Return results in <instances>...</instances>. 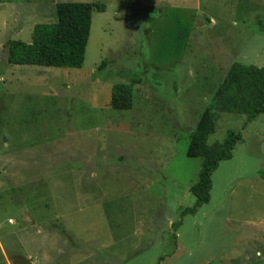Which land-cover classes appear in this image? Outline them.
<instances>
[{
    "label": "rangeland",
    "instance_id": "1",
    "mask_svg": "<svg viewBox=\"0 0 264 264\" xmlns=\"http://www.w3.org/2000/svg\"><path fill=\"white\" fill-rule=\"evenodd\" d=\"M60 2L107 7L83 68L9 64ZM234 63L264 67V0H0V264H264V114L219 115L209 143L243 140L182 216L190 135Z\"/></svg>",
    "mask_w": 264,
    "mask_h": 264
},
{
    "label": "trees",
    "instance_id": "2",
    "mask_svg": "<svg viewBox=\"0 0 264 264\" xmlns=\"http://www.w3.org/2000/svg\"><path fill=\"white\" fill-rule=\"evenodd\" d=\"M95 10L106 12L107 7L100 3H58L55 7L56 22L37 24L31 43L15 40L6 43L8 63L83 68ZM133 105V85H115L111 107L117 111H129ZM225 113L246 116L245 125L264 114V67L234 63L192 131L187 156L202 159V166L199 179L191 188L196 205L183 211L182 216L195 214L198 208L210 203L213 174L222 162L233 158L237 145L243 140L241 131L230 130L223 142L209 143L210 137L216 132L219 115ZM180 225L181 222H178L173 227L178 228Z\"/></svg>",
    "mask_w": 264,
    "mask_h": 264
},
{
    "label": "water",
    "instance_id": "3",
    "mask_svg": "<svg viewBox=\"0 0 264 264\" xmlns=\"http://www.w3.org/2000/svg\"><path fill=\"white\" fill-rule=\"evenodd\" d=\"M15 264H32L29 260L23 257H17L14 259Z\"/></svg>",
    "mask_w": 264,
    "mask_h": 264
}]
</instances>
